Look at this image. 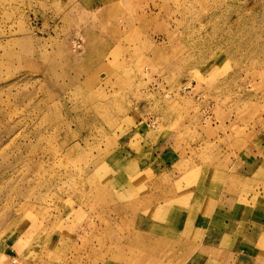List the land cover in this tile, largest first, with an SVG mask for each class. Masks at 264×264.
<instances>
[{"label":"rangeland","instance_id":"1","mask_svg":"<svg viewBox=\"0 0 264 264\" xmlns=\"http://www.w3.org/2000/svg\"><path fill=\"white\" fill-rule=\"evenodd\" d=\"M262 158L264 0H0V264H183L118 201L262 206Z\"/></svg>","mask_w":264,"mask_h":264},{"label":"crops","instance_id":"2","mask_svg":"<svg viewBox=\"0 0 264 264\" xmlns=\"http://www.w3.org/2000/svg\"><path fill=\"white\" fill-rule=\"evenodd\" d=\"M263 161V158L257 160V164L252 161L256 164L252 175L264 164ZM155 165L151 162L142 168L137 160H133L124 165L123 171L131 177L143 174L156 176ZM223 199L226 202V199H230L226 204L227 207L223 209L225 212L223 216H162L161 218L159 210L155 211L156 213L152 210H147L150 211L149 213H138L131 201L118 202L128 204L127 213L132 216L135 214L133 218L138 223L135 232H139V235L148 242L156 240L164 247L177 245V242H180L178 250L182 249L189 253L183 264H264V198L262 206L260 200L256 198L246 208L231 207L235 202L239 203L238 198L235 202L231 201L230 195L224 196ZM141 205H144L143 201ZM158 205L159 202H156L152 208L157 210ZM194 247H197V251L190 253ZM113 259L115 260H109V264H125L118 261L122 257L114 256Z\"/></svg>","mask_w":264,"mask_h":264},{"label":"built area","instance_id":"3","mask_svg":"<svg viewBox=\"0 0 264 264\" xmlns=\"http://www.w3.org/2000/svg\"><path fill=\"white\" fill-rule=\"evenodd\" d=\"M81 45H82V39L80 37H76L73 42H72V50L75 52L77 50H79L81 48ZM149 125L152 127V128H156V121H152V120H149Z\"/></svg>","mask_w":264,"mask_h":264}]
</instances>
